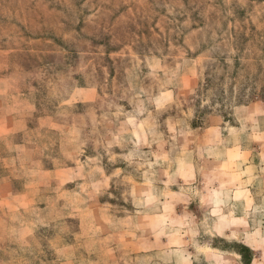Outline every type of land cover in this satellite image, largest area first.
<instances>
[{
    "label": "rangeland",
    "instance_id": "374dc122",
    "mask_svg": "<svg viewBox=\"0 0 264 264\" xmlns=\"http://www.w3.org/2000/svg\"><path fill=\"white\" fill-rule=\"evenodd\" d=\"M264 264V0H0V264Z\"/></svg>",
    "mask_w": 264,
    "mask_h": 264
},
{
    "label": "trees",
    "instance_id": "16d2710c",
    "mask_svg": "<svg viewBox=\"0 0 264 264\" xmlns=\"http://www.w3.org/2000/svg\"><path fill=\"white\" fill-rule=\"evenodd\" d=\"M238 246H240V249L237 250V252L241 255V257L243 258V262L245 264H248L250 262V249L248 247H246L245 245L242 244H238Z\"/></svg>",
    "mask_w": 264,
    "mask_h": 264
}]
</instances>
